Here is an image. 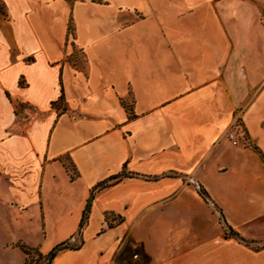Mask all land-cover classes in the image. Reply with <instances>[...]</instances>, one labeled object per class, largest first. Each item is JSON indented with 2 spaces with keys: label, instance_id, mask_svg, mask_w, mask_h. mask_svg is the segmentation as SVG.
Listing matches in <instances>:
<instances>
[{
  "label": "crops",
  "instance_id": "crops-1",
  "mask_svg": "<svg viewBox=\"0 0 264 264\" xmlns=\"http://www.w3.org/2000/svg\"><path fill=\"white\" fill-rule=\"evenodd\" d=\"M263 17L264 0H0V264L80 231L53 264H140L127 246L264 264Z\"/></svg>",
  "mask_w": 264,
  "mask_h": 264
},
{
  "label": "trees",
  "instance_id": "trees-1",
  "mask_svg": "<svg viewBox=\"0 0 264 264\" xmlns=\"http://www.w3.org/2000/svg\"><path fill=\"white\" fill-rule=\"evenodd\" d=\"M135 176L134 174H130L127 173L125 170L118 174L115 175L107 180H105L104 182L100 183L99 185H97L91 193V198L89 200L88 206L86 208V211L84 212V216L82 219V227H83V223L88 219V215H89V209H90V205H91V201L93 200V197L95 195L96 192L108 188L120 181H122L125 178L128 177H132ZM198 192L200 193V195L207 201H209V195L206 192L205 189H203L202 187L198 189ZM119 221H121L119 219ZM112 226V225H111ZM228 234L231 236H235V237H239L241 240L242 237L235 232L233 229L228 228ZM83 245V239H82V233L81 231L76 234L75 236L71 237L69 240L62 242L60 244H58L56 247H54L48 254L44 255L42 254L38 249L29 247L25 244H21L20 248L23 250V252L26 254V262L25 264H53L54 260L63 252L67 251V250H78L81 248V246ZM125 251H129V252H133L134 254H139L140 255V251L137 249L135 251L132 250V248L130 246H127ZM143 257L147 260V257L143 255Z\"/></svg>",
  "mask_w": 264,
  "mask_h": 264
},
{
  "label": "built area",
  "instance_id": "built-area-1",
  "mask_svg": "<svg viewBox=\"0 0 264 264\" xmlns=\"http://www.w3.org/2000/svg\"><path fill=\"white\" fill-rule=\"evenodd\" d=\"M72 121L74 124L76 123L75 115L72 116ZM227 138L234 146H240L245 143L244 131L240 120L236 119L234 121L227 133ZM134 258H138V255H135Z\"/></svg>",
  "mask_w": 264,
  "mask_h": 264
},
{
  "label": "rangeland",
  "instance_id": "rangeland-1",
  "mask_svg": "<svg viewBox=\"0 0 264 264\" xmlns=\"http://www.w3.org/2000/svg\"><path fill=\"white\" fill-rule=\"evenodd\" d=\"M263 23H264V17H263ZM130 253L133 254V252H130ZM133 260H134V258H133ZM138 261H139L140 264H145V262H146V260L144 259V257H142V253L141 252H140V256H139Z\"/></svg>",
  "mask_w": 264,
  "mask_h": 264
}]
</instances>
